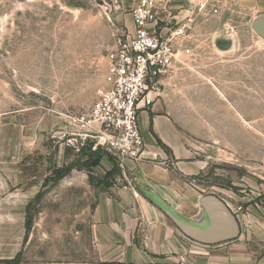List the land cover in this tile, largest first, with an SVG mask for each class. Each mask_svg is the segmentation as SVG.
Returning a JSON list of instances; mask_svg holds the SVG:
<instances>
[{
    "label": "rangeland",
    "instance_id": "374dc122",
    "mask_svg": "<svg viewBox=\"0 0 264 264\" xmlns=\"http://www.w3.org/2000/svg\"><path fill=\"white\" fill-rule=\"evenodd\" d=\"M168 3L176 16L171 26L187 9H194L197 16L188 33L193 55L184 66V86L195 85L196 94L188 98L198 93L211 104L208 91L204 95L201 89H211L215 77L222 84L221 104L229 105L228 100L235 98L229 94V80L245 78L241 66L252 63L251 89L246 88L251 93L247 105L252 119L240 129L252 132V148L245 155L201 150L199 157L207 156L208 169L184 177V212L178 213L192 221L199 216L202 223L200 197L218 195L236 216L240 233L233 240L206 245L215 254L209 262L264 264V39L252 28L260 5L251 0H215L216 13L199 14L191 7L196 0ZM130 8L129 0H0V122L12 121L33 132L37 152L31 161L44 158L43 146L48 150L38 169L37 192L26 208L30 228H25L17 264L93 261L90 211L100 188L97 182L112 166L109 156L121 170L114 186L138 188L123 169L125 163L120 166L101 146L96 148L102 155L100 163L90 172L84 169V162L92 161L87 160L88 147L95 139L77 150L65 145L64 136L67 117L89 111L103 86L107 53L119 37L131 32ZM59 148H64L66 161L60 167L74 168L55 181ZM184 240L205 245L185 235Z\"/></svg>",
    "mask_w": 264,
    "mask_h": 264
},
{
    "label": "crops",
    "instance_id": "0c3cea01",
    "mask_svg": "<svg viewBox=\"0 0 264 264\" xmlns=\"http://www.w3.org/2000/svg\"><path fill=\"white\" fill-rule=\"evenodd\" d=\"M251 1L261 8L256 17L264 16V0ZM128 27L132 32L133 22ZM242 65L244 80H229V94L235 97L228 100L229 105L221 104L222 84L215 77L211 89H201L204 95L208 91L211 104L201 100L198 93L200 99L188 98L196 94V87L184 86V68L164 80L160 97L139 114L143 152L123 167L138 190L99 186L90 211L94 259L85 264H215L209 262L215 254L205 249L206 245L185 241L184 234L139 189L154 193L177 212H184V177L204 173L209 166L207 156L199 157L201 150L249 154L252 132L240 129L252 119L247 105L251 93L246 89L252 82V63ZM32 135L12 121L0 122V264H7L3 261L13 259L22 248L26 207L38 189L39 166L46 162L48 150L44 146L40 149L44 158L38 163L31 161L37 152ZM58 152L60 167L66 162L64 148Z\"/></svg>",
    "mask_w": 264,
    "mask_h": 264
},
{
    "label": "built area",
    "instance_id": "2783aa9c",
    "mask_svg": "<svg viewBox=\"0 0 264 264\" xmlns=\"http://www.w3.org/2000/svg\"><path fill=\"white\" fill-rule=\"evenodd\" d=\"M129 2L133 31L119 37L107 53L103 86L97 89L89 111L67 117L64 135L65 145L77 150L95 139L91 148H105L120 166L142 154L140 111L160 97L166 78L187 66L193 55L188 33L197 18L194 9H187L171 26L176 16L171 14L169 0ZM191 7L199 14L218 11L215 0H196Z\"/></svg>",
    "mask_w": 264,
    "mask_h": 264
},
{
    "label": "water",
    "instance_id": "95a60500",
    "mask_svg": "<svg viewBox=\"0 0 264 264\" xmlns=\"http://www.w3.org/2000/svg\"><path fill=\"white\" fill-rule=\"evenodd\" d=\"M254 31L264 39V16H258L252 21ZM145 197L155 203L167 217L188 238L201 244H220L238 237L240 227L236 216L229 206L216 194H206L200 197L202 207L200 216H204V222L185 219L165 201L154 193L139 189Z\"/></svg>",
    "mask_w": 264,
    "mask_h": 264
},
{
    "label": "trees",
    "instance_id": "16d2710c",
    "mask_svg": "<svg viewBox=\"0 0 264 264\" xmlns=\"http://www.w3.org/2000/svg\"><path fill=\"white\" fill-rule=\"evenodd\" d=\"M156 141L165 151H169L168 147L159 138H156ZM88 148H89V155H88L89 157L87 160L92 159V161H90V162L85 161L83 166H84V169H86L87 171L90 172V169H92L93 167L97 166L100 163V161L102 159V155L99 154V149L92 150L91 146ZM109 160L112 162L111 168L108 169L107 171H105L104 175L97 182L98 186H103L106 189H108L110 186H114L115 176L119 175V173L121 171L120 167L112 161L111 156H109ZM73 168H74V166L72 164H69V165L64 166V167L55 168L53 171L54 172V179L53 180L56 181V180L62 178L67 173H69ZM37 196L38 195H36V197ZM25 228L26 229L30 228V218H28L27 215H26V221H25ZM19 255H20V252H18L13 259L6 260L3 262L7 263V264H17V257ZM106 264H115V263L109 262Z\"/></svg>",
    "mask_w": 264,
    "mask_h": 264
},
{
    "label": "flooded vegetation",
    "instance_id": "af4514ba",
    "mask_svg": "<svg viewBox=\"0 0 264 264\" xmlns=\"http://www.w3.org/2000/svg\"><path fill=\"white\" fill-rule=\"evenodd\" d=\"M219 165H223L222 163H220Z\"/></svg>",
    "mask_w": 264,
    "mask_h": 264
}]
</instances>
